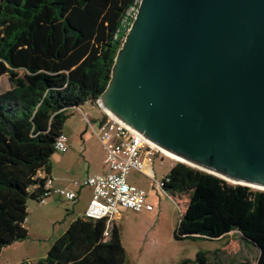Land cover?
<instances>
[{"label": "trees", "instance_id": "16d2710c", "mask_svg": "<svg viewBox=\"0 0 264 264\" xmlns=\"http://www.w3.org/2000/svg\"><path fill=\"white\" fill-rule=\"evenodd\" d=\"M139 0H0V252L27 237V199L38 201L54 140L67 110L94 100L105 89L114 57ZM163 190L187 193L175 238L221 239L236 231L258 247L264 264V190L234 184L175 162ZM106 219L80 217L34 262L17 264H122L119 230ZM198 251L180 264H222ZM233 264H247L238 261Z\"/></svg>", "mask_w": 264, "mask_h": 264}, {"label": "water", "instance_id": "95a60500", "mask_svg": "<svg viewBox=\"0 0 264 264\" xmlns=\"http://www.w3.org/2000/svg\"><path fill=\"white\" fill-rule=\"evenodd\" d=\"M97 99L183 163L264 190V0H139Z\"/></svg>", "mask_w": 264, "mask_h": 264}, {"label": "rangeland", "instance_id": "374dc122", "mask_svg": "<svg viewBox=\"0 0 264 264\" xmlns=\"http://www.w3.org/2000/svg\"><path fill=\"white\" fill-rule=\"evenodd\" d=\"M9 87L7 75H1L0 93ZM91 105H93L92 108H90ZM78 109L80 110L77 111L79 115H81L80 112H86L90 116L100 114L98 108L89 101L80 104ZM175 162L177 160L173 161ZM170 165L169 159H164L161 165L159 161H155L153 164L155 180H160L169 171ZM127 180L145 190L147 200L152 203L153 210L149 212L124 210L121 212L118 228L125 250L122 264H180L183 260L194 259L198 251L206 252L211 260L216 250L219 251L222 264H233L238 261H246L247 264L256 263L258 247L249 241L240 239L236 232H229L221 239L175 238L174 233L177 229L179 215L185 207L188 194L184 192L178 194L156 188L154 180L136 171H132ZM27 202L32 201L28 198ZM28 219L34 220L31 215ZM46 228L48 232H51L50 226L47 227L46 222L43 221L42 229ZM34 242V237L30 235L23 240V246L4 248L0 252V264H13L21 252L26 251L27 246ZM44 242L43 237L40 244ZM42 249V247L39 248V252H42Z\"/></svg>", "mask_w": 264, "mask_h": 264}, {"label": "built area", "instance_id": "2783aa9c", "mask_svg": "<svg viewBox=\"0 0 264 264\" xmlns=\"http://www.w3.org/2000/svg\"><path fill=\"white\" fill-rule=\"evenodd\" d=\"M102 111V116L93 121L86 113L80 112L82 119L100 142L104 152L105 172L85 176L81 183L92 191L91 198L83 212V217L91 219L105 218L109 222L118 215L120 210L127 209L134 212L153 210L152 203L146 200V192L141 187L128 182V175L132 171L139 172L155 181L156 188L162 187L161 180H155L151 164L154 159L162 164L164 157L174 160L165 150L145 138L143 135L129 127L109 110L105 109L99 100H87ZM74 110L80 111L78 107ZM68 147L67 136L63 133L57 135L53 148L65 151ZM51 180L45 177L43 192L38 198L42 203L51 195H57L66 200H73L75 193L65 187L52 188ZM162 189V188H161ZM104 236L107 230H104Z\"/></svg>", "mask_w": 264, "mask_h": 264}, {"label": "crops", "instance_id": "0c3cea01", "mask_svg": "<svg viewBox=\"0 0 264 264\" xmlns=\"http://www.w3.org/2000/svg\"><path fill=\"white\" fill-rule=\"evenodd\" d=\"M92 106L93 105L89 107L92 108ZM96 107L100 113L98 116H90L86 112L83 113H86L93 121H97L102 116V111L98 106ZM92 128L93 126L88 127L86 125L81 115L77 113V110H67V117L64 121L61 133L67 136L68 147L63 152L54 150L49 158L48 169L45 170L41 168L37 171L36 175L43 179L49 177L51 180L50 186L52 188L65 187L73 191L75 193V198L73 200H66L65 198L51 194L47 196L42 203L34 199H31L32 202L30 203L27 202V218H25L23 225L27 230L26 238L32 235L35 242L27 246V250L23 251L24 253L21 252V255L19 258H16L17 260H15L13 264L24 261L34 262L39 258H43L55 238L62 234L72 221L83 216V212L91 198L92 191L89 187L83 185L81 180L87 175L103 174L105 172V152L100 142L93 134ZM164 159L169 158L164 157L163 160ZM169 160L171 162V167L175 159ZM155 161L159 160L156 158L154 159V162ZM154 162L151 164L152 170ZM124 210L127 209L120 210L118 215L113 217L109 222H106V237L109 236L112 225L118 228V221L121 212ZM30 215L33 217V221L28 219ZM43 221L46 222L47 227L50 226L51 232H48V228L42 229ZM43 237L45 238V242L40 244ZM23 240L16 241L6 247L23 246ZM41 247L43 248L42 252H39V248Z\"/></svg>", "mask_w": 264, "mask_h": 264}, {"label": "bare ground", "instance_id": "6f19581e", "mask_svg": "<svg viewBox=\"0 0 264 264\" xmlns=\"http://www.w3.org/2000/svg\"><path fill=\"white\" fill-rule=\"evenodd\" d=\"M168 155H170L173 159H175V160H177V161H182L183 162V160L182 159H180L179 157H177L176 155H173V154H171V153H169V152H167V151H165ZM250 187H252V188H254V189H256V187H254V186H250Z\"/></svg>", "mask_w": 264, "mask_h": 264}]
</instances>
